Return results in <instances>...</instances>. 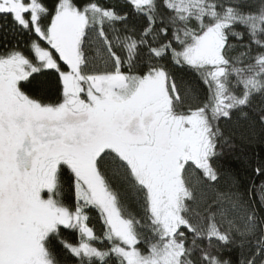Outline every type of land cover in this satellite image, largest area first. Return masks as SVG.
<instances>
[{"label": "snow or ice", "instance_id": "6c2138e0", "mask_svg": "<svg viewBox=\"0 0 264 264\" xmlns=\"http://www.w3.org/2000/svg\"><path fill=\"white\" fill-rule=\"evenodd\" d=\"M0 264H264V0H0Z\"/></svg>", "mask_w": 264, "mask_h": 264}, {"label": "trees", "instance_id": "16d2710c", "mask_svg": "<svg viewBox=\"0 0 264 264\" xmlns=\"http://www.w3.org/2000/svg\"><path fill=\"white\" fill-rule=\"evenodd\" d=\"M226 166H233V167H238L236 162L234 160H226L225 161ZM93 223H96L95 217H93ZM97 228H99V225L97 224Z\"/></svg>", "mask_w": 264, "mask_h": 264}]
</instances>
